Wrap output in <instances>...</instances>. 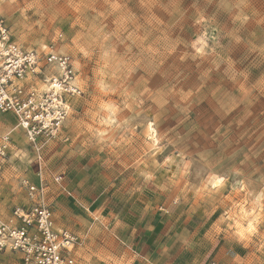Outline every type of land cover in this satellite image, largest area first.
Returning a JSON list of instances; mask_svg holds the SVG:
<instances>
[{
	"label": "rangeland",
	"instance_id": "obj_1",
	"mask_svg": "<svg viewBox=\"0 0 264 264\" xmlns=\"http://www.w3.org/2000/svg\"><path fill=\"white\" fill-rule=\"evenodd\" d=\"M0 17L18 44L40 51L47 46L68 54L80 86L88 83L81 75L80 51L95 73V91L88 107L81 112L73 106L79 104V97L71 100L60 134L38 142L39 150L16 128L13 114L0 113V135L12 132L13 139L6 162L11 168L3 175L15 173L13 194L0 200L2 216L7 217L14 206L29 205L21 181L38 182L42 166L48 201L78 238L73 249L78 264H136L137 260L143 264H264V255L256 252L250 238L242 242L250 249L245 254L236 247L238 236H230L225 245L211 229L201 237L204 225L194 214L193 202L198 190L217 175L214 168H222L243 177L233 185L236 192L241 184L260 189L245 196L252 207L259 211L264 203L259 201L264 191V0H0ZM69 24L75 29L71 44L57 49L47 43L49 35L53 41L67 40ZM37 25L43 28L40 47L30 39ZM117 96L135 113L125 117L124 123L119 119ZM110 107L115 110L109 112ZM85 117L97 123L115 120L128 134L122 133L121 140L141 135L147 145L152 143L148 125L156 126L153 135L164 128L165 135L175 133L172 143L183 156L200 158L204 167L186 184L194 196L190 201L184 194L190 208L183 220L179 216L161 220L160 231L149 222V235L139 230L143 212L135 223L126 218L132 217L136 207L135 203L129 207L127 196L136 189L127 188L128 173L133 168L137 173L144 171L139 166L142 158L137 156L129 164L119 141L113 144L99 135L80 139L85 128L93 127ZM140 117L142 133L135 123ZM106 127L101 124L99 131ZM54 160L61 161L56 168ZM204 168L209 169L207 174ZM185 171L181 167V175ZM257 173L259 179H253ZM59 175L63 177L60 185L54 181ZM210 211L216 209L205 208L204 215ZM235 211L234 207L224 209L229 216ZM92 213L108 225L107 230L101 224L86 232L80 228V222ZM236 215L235 231H239L245 227L243 213ZM100 240L110 247L99 244ZM114 240L124 246L120 256L112 250L120 251ZM4 263L16 264L13 260Z\"/></svg>",
	"mask_w": 264,
	"mask_h": 264
},
{
	"label": "snow or ice",
	"instance_id": "obj_2",
	"mask_svg": "<svg viewBox=\"0 0 264 264\" xmlns=\"http://www.w3.org/2000/svg\"><path fill=\"white\" fill-rule=\"evenodd\" d=\"M0 19H2V17H0ZM34 19H39V17L34 16ZM66 31L68 32L67 40L60 37L57 41H53L51 35H49L47 37V43L57 49L61 44H71V37L74 34L75 29H72L69 24ZM41 36H43V28L37 25L36 31L30 35V39L36 41V47H40L42 43L40 39ZM42 51L47 53L42 57L45 61L44 67L47 68V61L52 53L48 52L46 47L43 48ZM78 56L83 61L81 75L85 76L88 83L83 86L78 85L76 88L71 89V92L80 93L79 104H74L73 106H78L79 110L83 112L84 109L88 107L89 101H92L93 99L92 92L95 91V73L92 64L87 62L86 54L83 51H80ZM61 79H63V76H61ZM105 99H108V97L106 96ZM116 99L120 106L119 119L121 123L125 122V117L135 116V113L132 112L126 104L122 103L120 97L117 96ZM144 99L147 101L148 97L145 96ZM69 103L72 104L73 101H69ZM148 103H151V101H148ZM148 103L144 105L145 108L148 107ZM169 107L172 108L173 105L169 104ZM114 110L115 109L111 107L109 108V112ZM137 111H139V109H137ZM85 119H88L89 124L93 125V127L85 128V135H82L80 139H87L88 136L99 135L103 139L110 140L113 144L119 141L120 151L129 164H131L137 156L142 158L139 166L142 167L144 171L137 173L136 169L133 168L132 171L128 173L131 182L128 184L127 188L136 189L127 196L129 207H131L132 203H135L136 207L132 209V217L126 216V218L131 219V222L135 223L136 220L139 219L141 212H143L144 220L140 223L139 230L149 235H151V233L147 232L149 222L155 224L157 230L160 231L161 220H175L178 216L183 220L184 216L188 214L190 208V205L184 202V194L186 193L188 195L190 201L193 200L194 196L191 189L186 188V184L196 176L199 169L204 167L200 158L198 156H183L179 148H176L172 143V137L175 136V133L173 132L171 136L165 135L164 133L166 130L164 128L160 129V133L153 135V133H156V126L148 125V127L152 129V132L149 133L152 143L147 145L143 141L141 135H135L130 139L121 140L120 137L121 134L124 133V129L121 128L120 124H117L115 120H100L97 123L88 117H85ZM142 119L143 118L140 117L135 120L140 133L143 132L144 128V124L141 123ZM101 124L107 126L106 130L99 131ZM64 131L69 132L72 135L76 134L69 128H65ZM124 135L127 136L128 134L124 133ZM145 148L148 149L147 152L144 151ZM55 151L56 149L51 150L48 153V156H52ZM4 159L7 160L8 157L5 156ZM189 160L191 163H188ZM60 163V160H54L53 167H58ZM181 167L186 170L183 175L180 173ZM8 168H11V164H0V186L3 187V193L0 194V200H3L5 195L13 194L12 176L15 175V173H11L7 177L3 175L5 169ZM214 170L217 175L212 176L207 180L204 187L198 190V198L193 201L195 204L194 214L204 225L201 230V237L211 229L212 234L218 237L220 244L225 245L228 243L230 236H238L240 243H237L236 247L239 251L245 254L249 252L250 249L245 248L242 242L245 239L250 238L251 244L256 252L264 255V203L260 204V209L257 211L256 208L252 207L249 201L245 200V196L250 190L259 191L260 189L249 183L247 185H239L240 191L236 192L233 185L243 177L241 175H233L224 171L222 168H214ZM204 171L205 174H207L209 169L204 168ZM246 171L250 172L251 170L246 169ZM149 173H151V175ZM259 176L260 174L257 173L253 179H259ZM195 182L199 183L200 181L197 180ZM139 188H142L143 191L141 192ZM238 201L240 203H237ZM259 201L264 202V191H261ZM225 207H234L236 211L233 215L229 216L224 212ZM205 208L216 209V211H210L209 215L205 216ZM165 209H168V211L165 212ZM154 212L155 218H153ZM237 213H243L245 224V227L240 228L239 231H235L236 227H238L235 224ZM221 216L224 217L222 220H220ZM217 220H219L220 223L217 224ZM213 225H215V227H213ZM170 226L171 225H169V227ZM162 230L165 232L167 231V229ZM128 231L130 232L131 229ZM121 234L127 238V233L122 232ZM137 235H139V232ZM113 243L119 246L120 251H116L115 249L112 250L115 252V255L120 256L124 251V246L120 245L119 240H114ZM99 244H103L105 247H110V245L105 244L103 240H100ZM136 264H143V262L137 260Z\"/></svg>",
	"mask_w": 264,
	"mask_h": 264
},
{
	"label": "built area",
	"instance_id": "obj_3",
	"mask_svg": "<svg viewBox=\"0 0 264 264\" xmlns=\"http://www.w3.org/2000/svg\"><path fill=\"white\" fill-rule=\"evenodd\" d=\"M45 47L52 53L47 68L42 59L47 53L13 41L0 19V112L16 117V128L24 131L37 150L38 142L60 134L71 111L69 101L80 96L71 92L79 85L71 57ZM11 133L0 135V164L10 157ZM42 170L41 166L37 183L28 178L21 181L29 205L14 206L7 217L0 214V264L8 260L16 264H77L73 249L78 238L55 227ZM62 180L61 175L54 176L56 183Z\"/></svg>",
	"mask_w": 264,
	"mask_h": 264
},
{
	"label": "crops",
	"instance_id": "obj_4",
	"mask_svg": "<svg viewBox=\"0 0 264 264\" xmlns=\"http://www.w3.org/2000/svg\"><path fill=\"white\" fill-rule=\"evenodd\" d=\"M0 113H1V112H0ZM1 114H3V113H1ZM5 114H9V113H5ZM15 125H16V124H15ZM15 125H14V127H15ZM38 181H39V180H38ZM36 183H37V182H36ZM57 184L60 185L61 183H57ZM67 189H68V188L65 189L66 193H67L69 196H71L72 198H74V196H73V194L71 193V191H70L69 189H68V190H69V191H68ZM85 207H88V205L85 206ZM86 210H88V211L91 213V211H90L89 208H86ZM54 219H55V227H56L57 229H59V230H61V229H67V230L71 231V227H70L69 223L63 221V220H62L63 218L61 217V215H58V214L54 213ZM98 224H101L102 227L105 228L106 230L108 229V225H107L105 222H103V221L99 218L98 215L92 213L91 218H90V217L85 218L82 222H80L79 225H80V228L86 232L87 230H92V229H93L96 225H98ZM82 230L79 231V232L82 233ZM84 231H83V232H84ZM90 233H91V231H89V234H90ZM107 239H109V237H108ZM76 261H77V259H76ZM77 264H78V261H77Z\"/></svg>",
	"mask_w": 264,
	"mask_h": 264
}]
</instances>
